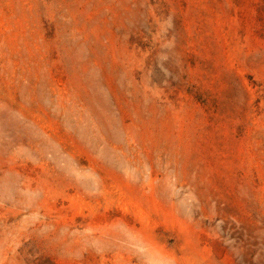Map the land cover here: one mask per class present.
<instances>
[{
	"label": "rangeland",
	"instance_id": "1",
	"mask_svg": "<svg viewBox=\"0 0 264 264\" xmlns=\"http://www.w3.org/2000/svg\"><path fill=\"white\" fill-rule=\"evenodd\" d=\"M0 264H264V0H0Z\"/></svg>",
	"mask_w": 264,
	"mask_h": 264
}]
</instances>
